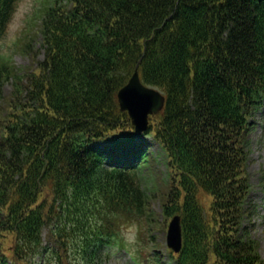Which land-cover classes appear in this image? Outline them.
<instances>
[{
  "label": "trees",
  "instance_id": "16d2710c",
  "mask_svg": "<svg viewBox=\"0 0 264 264\" xmlns=\"http://www.w3.org/2000/svg\"><path fill=\"white\" fill-rule=\"evenodd\" d=\"M18 1L0 0V38ZM44 1L43 59L32 68L27 36L32 63H0V264H98L105 245L126 248L120 222L142 220L141 238L160 227L153 201L182 217L174 264H264L244 226L258 216L264 0ZM136 66L166 95L142 136L116 98Z\"/></svg>",
  "mask_w": 264,
  "mask_h": 264
},
{
  "label": "rangeland",
  "instance_id": "374dc122",
  "mask_svg": "<svg viewBox=\"0 0 264 264\" xmlns=\"http://www.w3.org/2000/svg\"><path fill=\"white\" fill-rule=\"evenodd\" d=\"M44 0H20L16 6V17L12 21L11 26L8 25L5 35L0 41V52L5 56L9 57L13 65L16 67H28L33 60V55H28L23 52V43L25 42L26 37L28 36L31 39H34L36 44H34V68L37 64V61L43 59V50H40V41L36 38L37 36V28H38V16L42 15L41 6L44 4ZM14 34H18V38L15 40L11 39V36ZM40 50V53L37 52ZM12 89L11 84H6L3 88V95H8ZM263 113L264 107L255 115V127L251 133V143H250V154H249V165H248V173L250 176L251 183L253 185L252 192L250 194L251 200L258 206L257 215L252 218L251 221L246 220L245 226L250 227L251 235L258 242L259 248L258 253L261 258L264 259V191L261 189V180L264 179V131H263ZM151 139L150 137H148ZM108 142L105 145L107 146ZM151 150L158 159H162L163 157L160 155L159 146L154 142V145L151 146ZM161 170H165L164 165L159 166ZM206 201V199H205ZM150 207L155 212L159 214V219L161 222L159 226H153L150 228L152 230L154 238L150 237L148 232L147 237L141 238L140 235V244L137 247L138 254L141 259L148 258L146 261H143L144 264H155V258L152 257L153 252H163L164 258L168 261L166 252V235L167 228L165 227L168 222L164 220L160 215L161 205L159 201L150 202ZM141 221V220H140ZM124 223L120 222V225ZM142 228L145 223L141 221ZM48 227L43 229V240L44 243L47 244V234ZM5 239V238H4ZM5 243L7 246L10 244L6 239ZM108 255L104 254L103 260L98 261V264L102 262V264H132L130 255H128L124 250H113L111 248H107ZM169 263V262H168ZM172 264V262L170 263Z\"/></svg>",
  "mask_w": 264,
  "mask_h": 264
},
{
  "label": "water",
  "instance_id": "95a60500",
  "mask_svg": "<svg viewBox=\"0 0 264 264\" xmlns=\"http://www.w3.org/2000/svg\"><path fill=\"white\" fill-rule=\"evenodd\" d=\"M117 97L121 110L129 113L138 133L148 127V116L158 113L164 105V97L158 91L144 86L137 70L128 83L119 90ZM167 243L175 252L180 251L182 235L179 216H175L169 224Z\"/></svg>",
  "mask_w": 264,
  "mask_h": 264
},
{
  "label": "clouds",
  "instance_id": "9594fccd",
  "mask_svg": "<svg viewBox=\"0 0 264 264\" xmlns=\"http://www.w3.org/2000/svg\"><path fill=\"white\" fill-rule=\"evenodd\" d=\"M16 17L14 11L9 18L8 25L11 26L12 21ZM18 38V34L11 36L12 40ZM142 223L138 219L128 220L120 225L119 237L123 245L130 251L134 252L140 244V235L142 232Z\"/></svg>",
  "mask_w": 264,
  "mask_h": 264
}]
</instances>
